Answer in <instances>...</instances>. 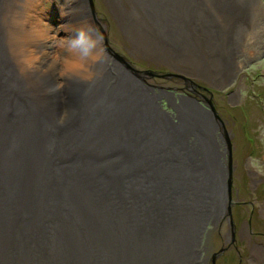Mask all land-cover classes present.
Segmentation results:
<instances>
[{
  "label": "rangeland",
  "instance_id": "1",
  "mask_svg": "<svg viewBox=\"0 0 264 264\" xmlns=\"http://www.w3.org/2000/svg\"><path fill=\"white\" fill-rule=\"evenodd\" d=\"M258 2L264 4V0H248L249 11L253 12ZM241 7L245 11L244 0H0V48L5 45L10 66L23 80L22 89L29 102L39 105L37 100L47 103L57 96L58 103L53 102L60 106V123L66 124L70 114L71 125H76L79 116L70 112V104L94 82L102 83L99 89L105 88L112 76L111 68L124 71L135 83L150 88L161 98L158 104L172 116L175 113L171 105L175 104L172 106L179 112L183 99L188 103L182 110L196 103L210 113V121L217 127L213 136L205 138L219 145L220 151L216 149V154L208 147L204 152H211L213 157L206 155L210 159L207 169L202 164L198 167L200 173L204 171L202 174L210 172V177L201 180L212 187L217 185L214 178L218 172L223 174L220 182L225 181L221 183L225 193L229 173L224 171L221 157L227 167L230 146L231 209L216 226H208L203 243L197 245L196 264H205L201 255L208 240L209 251L213 245L209 264H264V49L223 81L211 75L216 56L204 45L212 44L215 37L220 41L213 43L219 44V35L224 39L232 33L228 38L235 59L246 45L241 25L246 28L248 20H240L244 15ZM230 9L234 13L231 19L227 16ZM84 23L88 27L84 30H90L94 38H102L87 55L70 45ZM15 43L19 45L16 49ZM195 57L206 62L202 74L196 72ZM163 75L166 77H160ZM69 101L72 103L67 104ZM214 164L216 171L212 173ZM199 202H208V198H200ZM227 205L228 201L224 210ZM194 240L199 242L198 237ZM214 254L218 258L213 262Z\"/></svg>",
  "mask_w": 264,
  "mask_h": 264
},
{
  "label": "bare ground",
  "instance_id": "2",
  "mask_svg": "<svg viewBox=\"0 0 264 264\" xmlns=\"http://www.w3.org/2000/svg\"><path fill=\"white\" fill-rule=\"evenodd\" d=\"M147 1L153 2V0ZM244 2L247 3V7L245 11L241 7L244 15H241L240 20L242 18L248 20L245 24L246 28L242 26L243 23L241 25L243 40L246 45L241 48V52L237 53L235 59L233 60L231 57L233 55L231 51L232 42L231 38H228L232 37V33L227 35L226 38L224 36V39L219 35L222 40L219 44L213 43L220 41L216 40L215 36L211 41L212 44H204L209 49V53L211 52L210 54L213 57L216 56L214 58L216 66L215 71H213L216 75L213 73L211 75L215 78L220 77L223 81L236 74L246 62L255 59L264 49V4L258 2L257 6L252 9L253 12H251L248 9V0H244ZM89 3L93 10L91 1ZM85 11L87 10L84 9L83 12ZM229 11L230 13L227 16H230L229 19H231L234 13L231 9ZM223 12L227 13L226 11ZM84 25L83 29L88 28L87 24L84 23ZM1 38L0 35V44L3 42ZM14 47L15 49L19 47L18 43H15ZM192 50L193 48L190 49V52ZM116 58L123 62L121 58ZM195 58V63L198 65H196V72L202 74L206 62L204 63L203 59L199 60V57ZM123 64L127 69L137 73L126 63L123 62ZM10 65V58L5 45H3L0 48V81L2 82L0 87V114L5 126L1 127V125L0 130L3 128L5 134L3 136L0 134V264H62L60 258L58 259V255L54 260L53 258L48 260L47 255L41 256L31 249L26 248L28 251L21 250L27 246L25 244L27 237L25 234L22 236L17 235L19 225L12 226V216H14L17 209L13 210V208L6 205V203L15 202L14 206L16 208L25 211L34 206L35 203L38 204L40 201L42 203L43 194L42 191L39 192L37 185L40 183L44 168L53 165L54 167L59 166V170L66 168L67 178L66 175L58 173V195H61L65 203H71L72 213L77 212L76 222L72 220L71 223L78 224L79 218L81 223L78 225L81 226L85 234L87 233L92 238L90 244L87 245L86 242L89 247H85L84 252L86 254L89 250L90 259L95 262L99 261L100 264H196L195 261L199 256L197 245L200 241L203 243L208 226L217 225L212 222L214 221L212 218L214 213L219 212L222 215L228 212L231 202L226 186H224L225 193L223 187H221V183L225 182H220V177L222 178L223 174L218 172L215 176L214 180L217 183L215 187H212L213 185L205 182V180H201V178H207L211 175L210 172L202 174L204 172L202 171L200 173V165L202 164L207 169V163L210 160L207 156L213 157L211 152L205 154L204 151L208 147L213 153H216V149L220 151L219 145L205 138L206 136H213L215 127H217L216 124L210 121V113L203 106L196 103V105L193 103V107L182 110L188 103V100L183 99L181 100L182 106L178 108L179 112L172 106L175 104L171 105L170 110L175 113V116H172L166 109H163V105L158 104L161 98L154 94L150 88L143 86L144 84L135 83V79L124 71L120 69L113 71L111 68L112 76H110V81L105 88L99 89L102 83L94 82L92 86H86L80 91L75 103L70 104L71 101L74 102V99L70 98L71 101L67 103L71 105L70 112L77 113L79 117L75 126L66 125L57 121L60 111L58 101L55 99L57 96L48 99L47 103L37 100L39 105H34L32 101L29 102L25 98L22 89L23 80L20 78V81L17 78L19 77L18 74L16 77V73ZM219 72L221 75H217ZM52 85L50 83V86ZM45 87L49 88V85L47 84ZM55 100L57 103L53 102ZM149 102L152 105H149ZM67 119H71L70 114ZM113 121L115 124H122L121 128L118 126L117 128L119 131L126 130L123 131L122 136L125 135L131 145L124 142L122 144L123 149L116 148L115 142L120 137H116L115 132H108L111 128L110 124L113 125ZM54 122L60 124L54 126ZM215 122L221 127L218 120ZM181 124H183L182 127ZM170 137L173 138L172 143L181 157H178L177 160L174 157L167 166L159 170L168 172L172 177L178 176L180 178L174 186L177 187L178 185L177 189L180 190V194L190 202L193 209L187 212V218L178 217L176 222L168 220L170 223H168V226L167 223L164 225L161 233L150 234L149 231L139 228L138 223L135 225L137 219H142L141 215L143 214V212L137 210L139 208L144 209V205L151 201V198H147L145 194L137 198V205L134 204L129 207H132L128 210L131 214L130 218H134L129 219V216L115 213L113 206L104 200L101 202L95 199L88 200L91 194L86 190V187L89 186L86 181L80 182L78 184L80 186L75 188L70 187L67 183L69 179H76L77 172L81 167L94 174L98 173L99 169L95 167L97 163L112 164L113 166L115 161H119L117 165L122 168L129 162H135L137 167L142 159L139 152L142 149L146 151L143 146L149 148L154 146L158 139L169 140ZM183 142L185 146L182 145ZM66 146H69V148ZM65 147L68 149L66 150ZM70 148L71 150L74 149V152L70 153ZM111 149L115 150L109 153ZM98 150L102 152L97 161L93 158L81 156ZM220 154L218 152L219 156ZM196 160L200 161V164L195 163ZM184 161L189 164L184 165ZM221 161L224 171L229 173L227 177L229 181V160L227 161V167L223 157H221ZM185 168L188 169L185 170ZM215 171L216 164L211 168L212 173H215ZM153 179L155 178L150 179V182ZM137 180L138 175L124 178L125 190L129 192V188H132L135 182L136 187L139 184H145L143 182L138 183ZM63 182L66 184L61 186ZM104 182L108 185L106 187L109 190L115 193L117 191L118 193L122 192V187L112 186L109 180ZM211 183H214V181H211ZM93 184L94 186L91 185V188H95L96 181ZM151 185L154 186V184ZM221 188L222 191H220ZM96 192H99V189ZM123 194L126 193L123 192ZM82 195L88 197L84 203L82 199L78 198L79 196L81 198ZM204 197H206V200L208 198V202L200 203V198L203 199ZM114 200V198L111 199V201ZM227 201V209L224 210L223 206ZM164 202L166 204L167 200ZM41 207L42 209H38L43 211L44 206ZM165 207L167 209V206ZM215 207L218 208L217 211H215ZM102 217L116 221L121 219L122 223L126 221L127 224L124 223L121 226L122 230H119V227L113 226L114 221L104 223L100 220ZM202 221L203 224L198 225ZM128 225H131V228ZM173 225L176 226L172 227ZM112 234L113 236H111ZM107 235L113 237V239L108 241ZM75 237L77 239L82 238L76 231L75 236L66 240L72 241ZM194 237H198V243L195 242ZM122 242L123 245L119 248L118 245ZM28 246H30V243ZM14 250L16 254L21 256L20 261L14 262V259H10V253ZM48 251L49 253L53 252V247L50 246ZM79 251L81 253V250ZM80 255L76 254L75 256L78 258ZM217 256L213 257V261Z\"/></svg>",
  "mask_w": 264,
  "mask_h": 264
},
{
  "label": "water",
  "instance_id": "3",
  "mask_svg": "<svg viewBox=\"0 0 264 264\" xmlns=\"http://www.w3.org/2000/svg\"><path fill=\"white\" fill-rule=\"evenodd\" d=\"M160 77H166V76L163 75ZM1 85L2 82L0 81V87ZM217 119L219 118L217 117ZM72 122H73L72 119H67L66 125H71ZM59 124L60 123L54 122V126L56 125L58 126ZM0 126L1 127L5 126L3 124L1 114H0ZM117 126L121 128L122 124L118 125L115 124V122L113 121V125L110 124L111 128L108 132H112V133L115 132L116 137L121 138V139L120 138L117 139V141L115 142L116 144L115 146L117 149L120 148L123 149L124 147H122V144L124 142L130 144V142L127 141L125 135L122 136V134H124L126 130L124 131L123 129L124 132L119 131ZM180 126L182 127L183 124H181ZM0 134H2V136L5 134L3 128H1ZM172 142H173L172 137H170L169 140L166 139L164 140L160 138L158 139V142L154 146H151L149 148H147V146H143V148H145L146 151H143L142 149L139 152V156H141L142 159L140 160L141 162L137 164V167L135 165L136 164L135 162L134 163L129 162L125 167L122 168L117 165L119 164V161L118 162L115 161L113 166L112 164L108 165V164L97 163L95 167L99 169V171H97L98 173L94 174L81 167L77 172L76 179H69L67 183L70 185V187L75 188L80 186L78 185L80 184V182L86 181L87 184L89 185L88 186L89 188L86 187V190H88V192H90L91 195H90V199H88L86 195H82L81 198L79 196L78 198L82 199L83 203L84 201L86 202L87 199L91 201L95 199V200H99L100 202L104 200L113 206V210L115 211V213H120V214L122 213L123 216L126 217L129 216L128 217L129 219H134V218H130L131 214L128 212V210L131 209L132 207L131 208L129 207L133 206L134 204L137 205L138 202L137 198L140 195L145 194L147 198H151V201L148 204L144 205V209L141 208H139L138 210L136 209L137 211H141V213L143 212V214L141 215L142 219L139 220L137 219L135 225L138 223L139 228L147 232L149 231L150 234L161 233L166 223L168 226V223H170L171 220H174V222H176V218L178 217L187 218L188 216L187 212L188 211L190 212L193 209L192 206H190V202L185 197L183 198V196L180 194V190L177 189L178 185L177 187L174 186V184H177V180H179L180 178L178 176H177L178 178L176 176L172 177V175L170 176L168 172H165L164 170H159L160 168L167 166L174 159V157L176 160L178 157L179 158L181 157L179 155L177 148L174 147V144ZM66 147L69 148V146ZM69 150L70 153L74 152V149L71 150L70 148ZM114 150L115 149H111L109 153H112ZM101 152L102 151L98 150L96 152H91L88 155H81V156L85 158L87 157L91 159L93 158V160L97 161L101 157ZM78 156H74V157L77 158ZM228 160H229L228 167L230 169V179L228 182L225 183L224 186H226L227 188L229 198H232L230 146H229ZM0 170H1V164H0ZM65 170L66 168L59 170V166L54 167V165L47 166L46 168H44V171L40 177V183L37 185L39 188V192L42 191L43 194L42 203L41 201L38 204L35 203L34 206L29 207L28 210L25 211L24 209L16 208L14 206L15 202L6 203V205L13 208V210L17 209L14 212V216H12V226L14 225L16 227L19 225V227L17 228V235L22 236L23 234H25L27 237V241L25 242L27 246L21 249L23 251H28L27 249H31L32 251L36 252L37 254H40L41 256L47 255L48 260L52 258L54 260L56 258V255H58V259L60 258V263L62 264H96V263L100 264L99 261L95 262L93 259H90L89 250L88 253L84 254L86 250L85 247H89L87 245L90 244V241L92 242V238L87 233L85 234L83 229H81V226L78 225L81 223L79 218H78V224L71 223L72 220L76 222L77 212H75L76 214L72 213L71 203H65V201L61 198V195H58L59 194L58 193L59 187L57 185L59 183L57 182V179H59L58 173H62L66 175L67 178L68 175L65 174ZM137 175H138V180H137L138 183L143 182L145 184L142 185L139 184L136 187L134 185L136 183L135 182L133 184L134 187L132 186V188H129V192H128L127 190H125L124 178L132 177V176L136 177ZM152 178L155 179H153V181L150 182V179ZM105 180H109L112 186L122 187L121 189L122 192L118 193L117 191L115 193L112 190H109L106 187L108 185L105 184L104 182ZM94 181H96L95 188H91L92 187L91 185L94 186L93 184ZM65 184L66 183L63 182L61 186ZM151 184H154V186H152ZM98 189L99 192H96V190ZM123 192H125L126 194L124 195ZM112 198H114L115 200L111 201ZM165 200H167L166 204L164 202ZM41 206H44L43 211H40V209H38V208L42 209ZM165 206H167V209ZM214 209L215 211H217L218 208L215 207ZM230 209L231 208H229L228 212L222 215H220L219 212L214 213L212 217L214 221L212 222L217 224L218 222L225 219L227 216L230 215ZM100 220L104 223L105 222L112 223L114 221L113 226L119 227L120 228L119 230H122L121 226L124 223H126V221L122 223L121 219L119 221H116L114 219H104L102 217V219ZM128 226L131 228V225ZM174 226L176 225H173L172 227ZM124 230L128 231L127 229ZM76 231L82 236L81 238L82 240L77 239V237H75V239L72 241L66 240L67 238L71 239L70 237L75 236ZM111 236H113V234ZM111 236L107 237L108 241L110 239L111 240L113 239V237ZM29 243L30 246H28ZM122 245L123 242L119 244L118 247L121 248ZM50 246L51 248L53 247V252L49 253L48 249L50 248ZM54 248H56V250H54ZM79 250H81V253ZM76 254L82 255L78 257L81 258L80 260L75 256ZM10 259L12 260L14 259V262L20 261L21 256L19 254H16V251L14 250L10 253Z\"/></svg>",
  "mask_w": 264,
  "mask_h": 264
},
{
  "label": "clouds",
  "instance_id": "4",
  "mask_svg": "<svg viewBox=\"0 0 264 264\" xmlns=\"http://www.w3.org/2000/svg\"><path fill=\"white\" fill-rule=\"evenodd\" d=\"M102 39L100 37L94 38L90 31L84 29L79 30L75 37L70 40V45L74 48H80L85 55L96 47L97 41Z\"/></svg>",
  "mask_w": 264,
  "mask_h": 264
},
{
  "label": "flooded vegetation",
  "instance_id": "5",
  "mask_svg": "<svg viewBox=\"0 0 264 264\" xmlns=\"http://www.w3.org/2000/svg\"><path fill=\"white\" fill-rule=\"evenodd\" d=\"M234 236V235H233ZM231 242H232V240L230 241V244H231ZM210 243V241L208 240V243L206 242V244H204V246H203V249H202V261L205 263V264H209V262H208V260H209V252L211 251V250H213V245H211L212 247L210 248L211 250L209 251L208 250V247H209V244ZM214 256H215V254H214ZM213 256V257H214ZM212 257V258H213ZM218 258V257H217ZM212 261H213V259H212Z\"/></svg>",
  "mask_w": 264,
  "mask_h": 264
}]
</instances>
